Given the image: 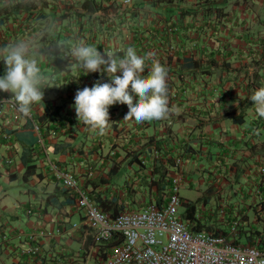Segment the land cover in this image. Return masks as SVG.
I'll list each match as a JSON object with an SVG mask.
<instances>
[{
    "label": "crops",
    "instance_id": "obj_1",
    "mask_svg": "<svg viewBox=\"0 0 264 264\" xmlns=\"http://www.w3.org/2000/svg\"><path fill=\"white\" fill-rule=\"evenodd\" d=\"M130 1L129 7L136 6L140 12L139 15L170 16L173 21L182 25L181 31L190 32L191 41L172 40L171 51H177L179 55H182L184 50L192 52L194 58L200 62L201 68L199 67L193 74L195 78L191 81L192 83L191 78L187 79L186 83L191 85L182 89L184 101L171 104L170 113L164 119L137 124L135 121L123 120L128 111L126 105L117 104L110 107L109 124L114 123L122 129V138H118V143L126 144L131 132L136 133L137 137L134 141L139 139L138 144L144 142L145 135L165 136L168 139L165 155H169L170 152L176 155L181 154L182 161L179 166L182 175L181 183L186 182L188 185L193 183L194 179L189 178L187 173L192 170L196 172L207 169L208 165L202 163V160L208 159L215 168V173L210 172L209 180L201 175L196 182L199 186L206 184L205 193L212 192V186L219 185L221 181L226 184L232 183L231 178L238 177L241 173L244 179L241 188L263 190L264 118L256 114L255 105L250 100L251 94L245 81L248 79L264 81V0H216L217 9L212 8L215 11L207 15L209 19H203L200 12L202 4H197L199 0H183L182 3L176 2V4L169 1L165 7H159L151 0ZM195 6L199 7L198 15H178L179 12L190 10ZM204 21L205 24H203ZM148 23L144 25H149ZM23 42H26L25 38ZM33 47L31 57L43 61L45 54L40 52L37 44ZM210 59L213 62H210ZM207 68L209 69L207 72H200V69ZM90 77L81 69L76 79L81 80V84L84 85L83 81H88ZM224 80L225 82L221 83ZM245 97H247L246 102L252 103L246 109L242 121L235 122L232 118L239 113L241 101ZM73 105L67 106L66 114L69 117V125L75 131L74 135L77 137L79 134L87 137L97 135L96 130L78 122ZM8 128L16 130L7 135ZM106 131H109V127ZM28 133H31L28 119L22 117L17 122L7 123L0 118V181L6 182L5 185L0 182V264L31 263L27 257L23 258L20 254L21 249L29 243L27 235L39 230L53 231L55 229L57 213L56 206L53 204H58L62 199V197L55 199L52 196L47 200V195L54 191L53 175L46 176L41 181L25 180L22 177L24 167L21 156L24 149L17 139L31 141ZM121 151L120 149L119 153H115L114 160L119 162L121 170L127 169L126 174L125 172L119 174L121 178L115 181L113 186H99V189L104 191L103 195L107 197L118 193L128 208H131L132 204L134 207L140 206L151 199L148 189H143L141 186L134 197L135 202L130 203L131 198L126 196L122 181L125 178H131L128 183L131 184V188H135L140 183V177L144 174L148 176L150 171L148 166L136 171L139 166L143 167L140 158L128 163L130 157ZM57 155L53 153L55 158L59 157L58 159L67 162L73 160L69 157L72 154H68L69 156L60 154L58 157ZM73 156L77 155L73 154ZM75 160L76 168H80L83 162H78L77 158ZM113 163L114 161H109L106 164L110 167ZM210 183H213L212 186ZM13 192L16 197L12 206H8L3 203V199ZM248 198L253 203L258 196L255 193ZM248 198L244 200L245 204ZM208 205V202H203L199 211V215L204 216L205 219L213 217L211 215L213 206ZM29 208H32L34 214H27L26 210ZM230 213L233 214L231 209ZM70 217L72 220L78 219L76 214ZM39 239L43 243L42 247L52 249L53 244L48 238ZM63 240L68 246L75 245L74 242L79 244L84 242L87 248L91 242V233L83 234L82 230L77 229ZM49 254L44 251L42 264L63 263L62 260H56V256ZM73 260L79 261L73 258L65 264H76Z\"/></svg>",
    "mask_w": 264,
    "mask_h": 264
},
{
    "label": "trees",
    "instance_id": "obj_2",
    "mask_svg": "<svg viewBox=\"0 0 264 264\" xmlns=\"http://www.w3.org/2000/svg\"><path fill=\"white\" fill-rule=\"evenodd\" d=\"M169 1L174 2L173 4L183 2V0H151L159 7H165ZM122 2L116 0H0V35L3 34L0 36V53L10 44L22 42L25 38L30 47V53L34 51L33 45L37 44L40 52L46 56L43 61L37 59L42 73L48 77V84L44 89L43 101L32 106L31 117L28 119L31 130L28 136L31 141L25 142L17 139L24 149L21 156L24 167L22 177L25 180L41 181L46 176H52L46 160L48 154L59 168L72 172L100 209L106 211L110 216H115L128 208L118 193L107 197L103 195L104 191L99 189V186H113L115 181L121 178L119 162L114 160L115 153H119L120 149L121 152L127 153L130 157L128 163L139 160V158L147 160V163L143 165L144 168L139 166L136 171L148 166L150 174L141 176L137 187L131 188V184L128 183L131 178H125L122 184L125 186L126 196L131 198L130 203L135 202L134 197L142 186L143 189H148L150 198L157 205H161L171 189L173 159L181 157V154L176 155V153L170 152L169 155H165L168 139L155 134L145 135L144 142L138 144L139 139L134 141L137 137L136 133L131 132L127 143L121 145L118 143V138H122V129L114 123L109 124V131L103 135H100L98 131L97 135L93 134L91 137L83 134H79V137L74 135L75 131L68 123L69 117L66 110L69 104H74L76 91L82 90L86 86L92 87L97 80H100L101 83L110 82V78L106 74L102 76L100 73H88L91 77L88 81H83L85 86L82 85L81 80L76 79L77 73H80L81 69L76 67L70 55V49L83 41L97 47L101 53L106 52L118 57L123 56L128 47H133L140 56L151 54V59L146 61L145 71L142 75L148 74L153 60L158 61L167 69L166 83L169 106L177 101H184L182 89L191 85V81L195 78L193 74L199 67L201 68L200 62L194 58L192 52L184 50L182 55H179L177 51H171L172 40L185 42L192 39L190 32L180 30L182 25L179 22L173 21L170 16L147 17L145 14L139 15L140 12L136 6L125 8ZM199 3L202 4L200 12L203 19H209L207 15L215 11L212 8L217 9L216 0H199L197 4ZM198 11L199 7L195 6L190 10L179 12L178 15L192 14L196 16ZM146 22H149V25H144ZM205 23L204 21L203 24ZM117 35L119 38H116ZM116 39L119 40V43H116ZM210 62L213 60L210 59ZM46 69L49 70V73ZM200 70L201 73H205L209 69ZM4 75L5 64L0 60V77ZM188 78H191L190 85L186 83ZM224 82L225 80L221 81V83ZM64 93L65 96H63ZM11 95V93L0 91V96ZM246 98L242 99L240 111L232 118L233 121H242L246 109L252 103L246 102ZM34 125L37 126V131L34 130ZM15 130L8 128L7 135L12 134ZM106 144L109 146L104 151L103 147L107 146ZM155 150L158 152L157 155H155ZM53 153L58 154L57 157L60 154L66 156L72 154L69 157L73 160L67 162L58 159L59 157L55 158ZM73 154L77 156L74 157ZM75 158L78 159V162H83L80 168H76ZM109 161H114L110 167H108L109 164H106ZM90 172L92 174H89ZM52 178L54 177L52 176ZM54 179V191L47 195V200L52 196L55 199L62 197L58 204H53L56 206L55 212L57 213L55 224L66 227L69 222L65 220V217L72 216L76 212L75 195ZM202 197H198L194 201L180 197L183 207V211L180 212L181 218L187 222L192 231L204 230L213 234H228V229L224 227L227 226L226 220H229L231 215L238 220L239 218L231 214L228 209L225 219L217 217L223 227L215 224L217 219L214 223L206 222L204 216L199 215L200 203L198 202L202 198L206 203L209 200V195ZM140 206L134 207L132 204L131 208L136 209ZM251 206L255 211V217L259 219L261 211H264V197H260ZM243 217L245 218V215ZM245 222L246 220L243 222L239 220L236 229L237 238L232 241L255 244L264 249V224L263 230H259L246 227ZM79 230H82L83 234L86 231L83 228ZM100 251L105 254L107 249L101 248Z\"/></svg>",
    "mask_w": 264,
    "mask_h": 264
},
{
    "label": "built area",
    "instance_id": "obj_3",
    "mask_svg": "<svg viewBox=\"0 0 264 264\" xmlns=\"http://www.w3.org/2000/svg\"><path fill=\"white\" fill-rule=\"evenodd\" d=\"M123 2L131 3L130 0ZM10 99L11 96H0V118L7 123L17 122L23 117L10 102H6ZM37 129L34 125V130ZM46 160L57 182L75 195L74 207L78 219L72 220L66 216L65 220L69 222L66 227L56 226L53 231L29 233V243L21 249L20 254L23 258L27 257L31 264H42L44 251L49 252V249L42 247L39 238H48L53 248L73 231L82 228L90 231V244L77 255L63 249L56 255L57 258L62 257L63 263L73 258L84 263L88 259L98 258L101 264H264L263 248L232 241L237 238L239 220L230 213L231 217L226 220L228 234L189 229L187 222L180 216V157L173 159L174 165L171 168L175 174H172L171 189L161 205L147 202L136 209L126 208L115 216L100 209L72 172L59 168L48 154ZM140 163L144 165L147 160L140 158ZM216 208L217 217L225 219L228 215L226 206ZM26 212L34 214L32 208ZM63 246H67L65 241ZM101 248L107 249V252L103 254Z\"/></svg>",
    "mask_w": 264,
    "mask_h": 264
},
{
    "label": "clouds",
    "instance_id": "obj_4",
    "mask_svg": "<svg viewBox=\"0 0 264 264\" xmlns=\"http://www.w3.org/2000/svg\"><path fill=\"white\" fill-rule=\"evenodd\" d=\"M70 55L85 75L100 73L110 78V82L97 80L92 87L76 91L73 107L78 122L103 135L109 127V108L116 104L128 108L124 121L137 124L161 120L169 115L167 69L153 60L148 74L142 75L151 54L140 56L133 47H128L123 56L118 57L101 53L97 47L82 41L70 49ZM0 60L5 64L0 91L11 93V99L6 102H10L23 117H30L32 106L43 101L48 77L42 73L37 60L31 57L26 42L7 46L0 53ZM250 100L255 105L256 114L264 118V87L257 89Z\"/></svg>",
    "mask_w": 264,
    "mask_h": 264
},
{
    "label": "rangeland",
    "instance_id": "obj_5",
    "mask_svg": "<svg viewBox=\"0 0 264 264\" xmlns=\"http://www.w3.org/2000/svg\"><path fill=\"white\" fill-rule=\"evenodd\" d=\"M123 5L125 6V8H129V5L126 4L125 2H122ZM111 16H113V14H110ZM116 38H119V36L117 35ZM116 43H119V40L116 39L115 40ZM207 82H209V80H206ZM201 82V80H200ZM245 85L247 87V89L250 91L249 97H251L254 92L263 87L264 86V81L261 80H255V79H248L245 81ZM107 146L103 147L104 151H106L107 147L109 146L108 144H106ZM202 163H204L207 166V169L205 170H199L196 172H193V170L190 173H187V176L189 178L194 179V182L191 183L190 185H188L186 182H182L179 184V196L180 197H184V198H188L190 200H196L198 197H202L203 195H209L210 200L206 201L208 202V206H213L211 208V215L213 216L211 219H206L205 221L208 223H214V221H216L217 219V208L218 206H226V210L231 209V212L236 215L240 221H245L246 220V227H252V228H257L259 230H263V224H264V211H261L259 219L255 217V211L252 208V203H251V199H249V196H252L256 193V195L258 196V199H260V197H264V190H262L261 188L258 189V191H256V189H245V188H241L242 185L244 184L243 182V173H241L238 177H234L231 178L230 184H226L224 183V181H221L219 185H214V187L212 186L213 183H210L213 190L212 192L208 191V193H205L207 190V186L206 184L199 186L196 182L197 179L199 177H201V175H203V177H205V179L209 180L210 177V172H212V174L215 173V168L212 167V163L208 160V159H203ZM70 169L72 170V167H70ZM127 169H123L121 170V174H123V172H125L126 174ZM237 172H239V170H237ZM2 184H6V182L4 180L0 181ZM17 182V181H16ZM12 184V183H11ZM15 190V189H13ZM254 190V192H253ZM252 191V192H251ZM251 192V193H250ZM14 192L10 195H8L7 197H5L3 199V203H5L8 206H12V203L14 202V198L16 197V195H13ZM17 194V192H16ZM203 198V197H202ZM201 198L200 203L199 204V211L202 208V203L205 202L203 201V199ZM248 198L247 203L245 204L244 200ZM257 199V200H258ZM205 200H207L205 198ZM256 200V201H257ZM253 202L254 204L256 203ZM148 202H155L152 199H149ZM234 206L236 208H234ZM233 207V208H232ZM251 208V209H249ZM18 211L20 212V210L18 209ZM183 211V207L180 206V212ZM200 214V212H199ZM245 215V218L243 217ZM204 220V218H202ZM217 225L222 226V223L220 222L219 219H217L216 223ZM249 224V225H248ZM223 227V226H222ZM226 229L227 226H224ZM89 233V230H86L85 233ZM264 232V231H263ZM64 241L61 240L60 242L56 243L54 246V248L49 249V255H54L56 256L58 253L62 252L63 249H66V251L73 254H76L79 251H83L84 247H86V245L84 244V242H82L81 244L74 242L75 245H70V246H63ZM66 247V248H65ZM74 247V248H73ZM62 257L58 256V258L56 260L61 261ZM62 263V262H61ZM76 264H101V261L97 258H91L88 259L87 263H84L82 260L81 261H75ZM31 264V263H30ZM62 264H65L62 263Z\"/></svg>",
    "mask_w": 264,
    "mask_h": 264
}]
</instances>
